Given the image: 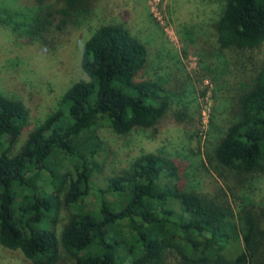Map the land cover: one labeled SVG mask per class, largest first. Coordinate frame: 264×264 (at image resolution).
I'll use <instances>...</instances> for the list:
<instances>
[{"label": "trees", "instance_id": "obj_1", "mask_svg": "<svg viewBox=\"0 0 264 264\" xmlns=\"http://www.w3.org/2000/svg\"><path fill=\"white\" fill-rule=\"evenodd\" d=\"M217 2L206 37L190 30L183 42L197 58L195 76L179 55L156 54L108 22L90 28L82 78L35 125L27 104L0 89L1 247L32 264H264V204L235 196L233 207L225 192L197 188L193 161L158 149L106 173L104 129L198 135L205 80L226 104V119L209 121L206 162L241 188L264 173V0ZM95 3L28 0L0 8V22L54 51L89 23Z\"/></svg>", "mask_w": 264, "mask_h": 264}, {"label": "rangeland", "instance_id": "obj_2", "mask_svg": "<svg viewBox=\"0 0 264 264\" xmlns=\"http://www.w3.org/2000/svg\"><path fill=\"white\" fill-rule=\"evenodd\" d=\"M27 3L28 0H0V8H28ZM220 10L217 0H96L94 17L75 31L72 40L54 51L38 43L26 44L23 37L0 22V89L27 104L35 125L55 108L62 93L82 78L80 52L90 28L108 22L123 24L156 54L167 56L171 52L179 55L189 75L195 76L198 74L197 58L183 42L190 30L194 40L206 37ZM160 65L163 66L162 72H168L164 64ZM227 85L226 82L225 87ZM198 87L203 91L197 102L202 123L198 135L174 126L164 127L156 136L149 132H134L127 137H118L104 129L101 135L110 152L106 173L126 166L142 152L162 149L176 152L178 158L189 159L199 166L194 176L197 188L201 187L208 193L225 192L233 207L237 205L235 196L264 204V173L255 174L257 177L241 188L235 180L220 178L206 162L203 152L210 138L209 121L222 123L226 119V104L209 80ZM24 139L21 137L16 148ZM61 227L62 222L56 225L58 233ZM0 264L32 263L20 251L0 246Z\"/></svg>", "mask_w": 264, "mask_h": 264}]
</instances>
